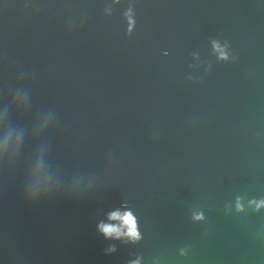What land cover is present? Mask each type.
I'll return each instance as SVG.
<instances>
[{"label": "water", "instance_id": "water-1", "mask_svg": "<svg viewBox=\"0 0 264 264\" xmlns=\"http://www.w3.org/2000/svg\"><path fill=\"white\" fill-rule=\"evenodd\" d=\"M0 264H264V0H0Z\"/></svg>", "mask_w": 264, "mask_h": 264}, {"label": "clouds", "instance_id": "clouds-1", "mask_svg": "<svg viewBox=\"0 0 264 264\" xmlns=\"http://www.w3.org/2000/svg\"><path fill=\"white\" fill-rule=\"evenodd\" d=\"M111 220H119L121 221L122 225L126 227L127 231L124 232L121 230L120 227L113 226L111 224H101L100 231L106 237H121V236H128L129 238L136 240L139 239V233L136 227L135 217L132 215L131 212H126L124 214L120 213H112L109 217ZM114 250V249H110Z\"/></svg>", "mask_w": 264, "mask_h": 264}]
</instances>
